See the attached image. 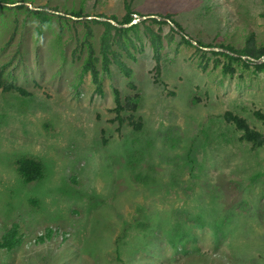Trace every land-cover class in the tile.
<instances>
[{
  "label": "rangeland",
  "instance_id": "obj_1",
  "mask_svg": "<svg viewBox=\"0 0 264 264\" xmlns=\"http://www.w3.org/2000/svg\"><path fill=\"white\" fill-rule=\"evenodd\" d=\"M131 1L133 15H168L196 43H264V0ZM41 5L118 22L126 13L121 0L32 7ZM4 7L0 74L30 95L0 91V237L12 224L24 235L0 264H264V147L240 142L223 119L231 112L264 135L254 115H264V71L234 65L225 74L168 24L146 20L111 32L98 87L81 66L86 38L99 55L101 25L52 14L37 37L36 17ZM152 35L162 40L158 60ZM131 85L141 95L137 131L112 112L114 89L123 98ZM22 156L43 163L42 181L22 183ZM48 228L51 238L37 244Z\"/></svg>",
  "mask_w": 264,
  "mask_h": 264
},
{
  "label": "trees",
  "instance_id": "obj_2",
  "mask_svg": "<svg viewBox=\"0 0 264 264\" xmlns=\"http://www.w3.org/2000/svg\"><path fill=\"white\" fill-rule=\"evenodd\" d=\"M35 0H0V8L7 9L4 7L5 4H16L19 3L20 5L15 6L14 11H19L22 13L33 15L38 19V25L36 27V33L37 37L41 36L42 29L45 27L48 23L51 17H53L52 14L45 11L46 6L41 5L37 6L35 8H39L41 10L38 11H32L27 6L24 5V3L30 4L31 6L34 4ZM123 8L125 10V16L122 20V22H118L116 18L110 17L109 19H112L113 21L117 22L118 24H129L132 22L133 13L131 12V0H121ZM54 11H57L56 8L53 9ZM69 15L75 18H82L83 14L80 11H70ZM158 16V15H157ZM95 17H105L103 15H97ZM60 20H69L66 17L57 16ZM164 18L169 19L176 28H178L182 34H184V30L174 21L170 18V16L166 15ZM150 23L158 26H165L167 23L165 22H158L156 20H148ZM91 24H99L104 28V31L100 37V51L99 55H95V52L91 49V43L86 38V45L88 47V54L84 60V63L81 66V77L86 74L90 73L93 82L99 87L100 81H99V75L100 72L98 71L96 64L100 61L102 64V71L107 72L109 71V65L111 63V32L114 31L121 35H126L128 32L134 30L137 28V25H132L129 28L124 29H118L114 26H112L110 23L107 22H99L96 20L91 21ZM170 26V25H169ZM170 33L172 35H177L180 37V43L184 44L186 46H190L193 48L197 53L204 55L207 53L210 54L212 58L215 59L217 63H222L221 70L223 73H231L233 72V66L238 65L242 67L243 69H249L251 67L254 68L256 71H264V64L259 66H252L249 63L245 62L240 58V56H249L254 59H258L262 56H264V43L257 47L253 44H251L250 37H248L247 45L242 50H235L233 47L227 45V46H216V45H203L202 43L197 41V44L199 47L192 45V43L187 40L184 35L177 33L171 26H170ZM88 35H90V29H88ZM188 36V35H185ZM190 40L192 38L188 36ZM152 45L154 47V57L156 60L159 58V53L162 46V40L159 35H152L151 37ZM200 47L204 48H221L224 50H227L235 55L237 57L228 55L223 52H205L202 51ZM223 61V62H220ZM217 65V64H216ZM206 65H204L205 68ZM156 75L159 74L158 67L155 68ZM134 92L130 95H127L123 98L120 97L119 91L117 89H114V107L112 109V112L115 113V120L121 125L124 123H127L131 127L134 128V130H140L142 127L141 119L140 117L136 116V113L139 109L140 102H141V95L138 93L133 85H131ZM0 91L3 93H15L19 96L28 97L30 94L26 92L24 89L14 85L13 83H8L4 81L0 74ZM122 114L125 115V117H122ZM255 117L261 121V123L264 124V115L260 112L254 113ZM223 119L228 124L232 125L235 130L239 133L238 140L240 142L249 143L252 148L259 149L264 147V135H262L259 131L253 129L243 118L231 113L226 112L224 114ZM15 171L22 181L24 185L32 184V183H38L43 180L45 176V167L41 161H39L36 158L28 157V156H22L16 159L15 161ZM53 234L52 229L48 228L45 230L44 235H41L36 238L37 244L44 243L45 240H48L51 238ZM23 233L21 232V227L19 224H12L9 229H7L3 235L0 237V252L1 253H14L16 249L20 248L23 243ZM65 237V234L62 233L61 238ZM125 245V244H124ZM123 244L117 241V246L115 249V255L117 261H122L121 254H122Z\"/></svg>",
  "mask_w": 264,
  "mask_h": 264
},
{
  "label": "water",
  "instance_id": "obj_3",
  "mask_svg": "<svg viewBox=\"0 0 264 264\" xmlns=\"http://www.w3.org/2000/svg\"><path fill=\"white\" fill-rule=\"evenodd\" d=\"M18 5H20V4L19 3L12 4V5L11 4H5L4 6H6V7H15V6H18ZM24 5L27 6L32 11L41 10L39 8L32 7L30 4H27V3H24ZM45 11H47L48 13L53 14V15L62 16V17H68V18H71L72 20H75V21L86 19V20H96V21H99V22H107V23H110L112 26H114V27H116L118 29L129 28L130 26L135 25V24H137L139 22L152 19V20H156L158 22H165L168 25H170L177 33L182 34V32L178 28H176L175 25L169 19L157 16V15H146V16L133 15V20L129 24H118L117 22L113 21L112 19H108V18H104V17L99 18V17L91 16V17H86V18H75V17H72L71 15L64 14V13H61V12H58V11H54V10H50V9H45ZM182 35H184V34H182ZM184 37L187 40H189L192 43V45H195V46L199 47L198 44L196 42L190 40L188 36L184 35ZM200 48L203 51L223 52V53H226L228 55L237 57V55H235V54H233V53H231V52H229L227 50L221 49V48H204V47H200ZM240 58L242 60H244L245 62L249 63L250 65L259 66V65H263L264 64V56H262V57H260L258 59H254V58L249 57V56H240Z\"/></svg>",
  "mask_w": 264,
  "mask_h": 264
}]
</instances>
